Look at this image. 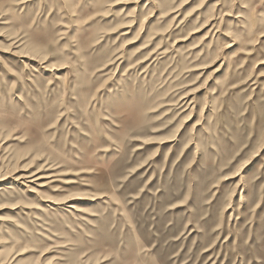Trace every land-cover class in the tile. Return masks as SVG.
I'll return each instance as SVG.
<instances>
[{
  "label": "rangeland",
  "instance_id": "374dc122",
  "mask_svg": "<svg viewBox=\"0 0 264 264\" xmlns=\"http://www.w3.org/2000/svg\"><path fill=\"white\" fill-rule=\"evenodd\" d=\"M0 264H264V0H0Z\"/></svg>",
  "mask_w": 264,
  "mask_h": 264
},
{
  "label": "bare ground",
  "instance_id": "6f19581e",
  "mask_svg": "<svg viewBox=\"0 0 264 264\" xmlns=\"http://www.w3.org/2000/svg\"><path fill=\"white\" fill-rule=\"evenodd\" d=\"M36 177V173L35 174H28V173H25L23 175L20 176L19 180H23L26 184L28 183H32V185H37V182L39 181L38 178H35ZM29 188L33 189L35 188L34 186H28ZM32 191V190H31Z\"/></svg>",
  "mask_w": 264,
  "mask_h": 264
}]
</instances>
